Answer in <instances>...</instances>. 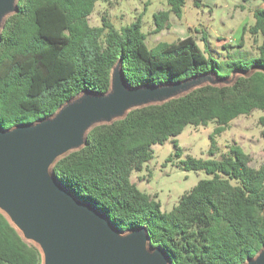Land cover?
I'll return each instance as SVG.
<instances>
[{
	"label": "trees",
	"instance_id": "1",
	"mask_svg": "<svg viewBox=\"0 0 264 264\" xmlns=\"http://www.w3.org/2000/svg\"><path fill=\"white\" fill-rule=\"evenodd\" d=\"M97 0H18L0 29V127L30 124L52 116L85 90L104 93L117 60L127 84H162L213 71L237 74L231 84H205L162 103L129 110L122 118L91 127L79 149L58 158L52 174L78 199L105 214L121 231L145 226L152 247H163L170 264H243L264 246V162L251 165L239 145L221 158L187 156L183 170L204 171L168 211L131 180L163 143L187 125H217L214 133L253 109L264 110V6L243 31L260 35L257 56L218 61L195 37L146 42L140 18L115 28L103 17L88 23ZM153 14L154 31L180 16L184 0H166ZM264 138V114L258 117ZM175 155L180 148L174 138ZM0 264H42L38 247L22 238L0 211Z\"/></svg>",
	"mask_w": 264,
	"mask_h": 264
},
{
	"label": "water",
	"instance_id": "2",
	"mask_svg": "<svg viewBox=\"0 0 264 264\" xmlns=\"http://www.w3.org/2000/svg\"><path fill=\"white\" fill-rule=\"evenodd\" d=\"M17 1L0 0V29L4 19L17 11ZM240 73L233 70L222 78L207 71L162 84L131 86L117 60L108 91L85 90L50 117L0 127V211L24 240L38 247L42 264H170L163 247L150 245L145 226L125 232L115 229L105 214L60 183L51 166L84 145L94 125L205 84H231ZM243 264H264V246Z\"/></svg>",
	"mask_w": 264,
	"mask_h": 264
},
{
	"label": "rangeland",
	"instance_id": "3",
	"mask_svg": "<svg viewBox=\"0 0 264 264\" xmlns=\"http://www.w3.org/2000/svg\"><path fill=\"white\" fill-rule=\"evenodd\" d=\"M264 0H184L180 16L169 15V27L154 31L153 14L167 9L166 0H97L88 16V23L100 26L103 17L115 28L140 18L141 30L146 42L153 47L158 41L172 42L186 35L195 37L200 48L215 58L219 71L227 70L226 61L245 60L257 56L260 35L244 32L254 22L253 11L263 7ZM262 109L233 118L225 129L214 133L216 123L187 125L181 133L163 143L152 144V158L140 170L131 172L136 186L151 195L168 211L179 197L190 190L199 179L208 177L204 171L183 170L180 160L194 158H221L229 154L230 146L239 145L250 155L251 165L258 167L264 162V138L258 117ZM180 148L175 155L173 140Z\"/></svg>",
	"mask_w": 264,
	"mask_h": 264
}]
</instances>
